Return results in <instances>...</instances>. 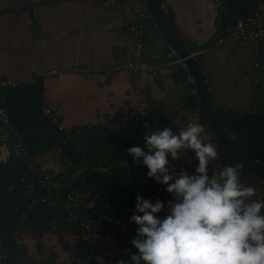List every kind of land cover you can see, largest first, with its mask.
Returning a JSON list of instances; mask_svg holds the SVG:
<instances>
[{"label":"crops","instance_id":"0c3cea01","mask_svg":"<svg viewBox=\"0 0 264 264\" xmlns=\"http://www.w3.org/2000/svg\"><path fill=\"white\" fill-rule=\"evenodd\" d=\"M161 2L187 47L200 51L196 58L224 126L247 153L264 162V47L257 60L254 51L238 40L209 46L239 19L251 17L264 0H227L223 9L218 0ZM128 9L144 11L148 7L145 0H120L111 8L104 0H0V76L18 82L2 90V102L34 161L51 173L73 177L74 187L93 194V215L104 220V233L117 230L115 221L128 217L137 194L147 199L160 186L146 177L148 170L142 163L132 166L133 158L126 155L132 146L143 147L146 124L132 123L126 130L99 125L103 118L137 113L143 98L125 73L111 78L103 74L121 56L132 59L128 51L135 46V39L126 31ZM144 25V58L152 63L167 62L169 45L156 21L146 20ZM256 60L260 67L257 76ZM76 66L91 72H65L46 79L40 75ZM178 68L163 65L158 75L161 83L151 73H142L140 84L177 117V134L189 123H198L204 128V141L216 142L191 84ZM44 99L51 107L62 108L58 119L44 116ZM58 123L84 130L66 136ZM148 126L159 130L169 127L164 118ZM169 159L170 164L176 163ZM219 163L236 165L228 155ZM126 176L131 179L126 181ZM241 180L255 187L258 197L264 199V180L243 166ZM44 195L43 186L25 161L15 157L8 145L0 144V238L9 243L12 259L18 256L12 231L24 225L28 228L24 234L28 254L51 248L60 264H71L67 243L74 241V235L62 232L63 196L43 202ZM158 198L166 201L171 196L165 189ZM166 214L165 208L160 216Z\"/></svg>","mask_w":264,"mask_h":264},{"label":"clouds","instance_id":"9594fccd","mask_svg":"<svg viewBox=\"0 0 264 264\" xmlns=\"http://www.w3.org/2000/svg\"><path fill=\"white\" fill-rule=\"evenodd\" d=\"M145 128L143 147L132 146L126 155L132 166L147 168L148 179L167 186L171 199L136 195L132 251L126 259L112 257L116 264H264V199L242 182L241 164L221 165L217 146L204 141L198 123L179 134ZM188 151L198 161L191 174L178 163ZM96 261L106 264L102 256Z\"/></svg>","mask_w":264,"mask_h":264},{"label":"built area","instance_id":"2783aa9c","mask_svg":"<svg viewBox=\"0 0 264 264\" xmlns=\"http://www.w3.org/2000/svg\"><path fill=\"white\" fill-rule=\"evenodd\" d=\"M117 1L120 0H104V4L111 8L115 6ZM226 2L227 0H220V8L223 9ZM152 19H154L153 14L148 9L144 11L128 9L126 31L135 39V46L128 51L132 55V59L128 61L124 56H121L115 65L109 66L103 71L107 78L120 73H125L130 78L134 90L139 94H143V98L140 101V109L134 114L103 118L99 123L101 127L126 130L132 123L139 122L149 125L160 118H164L167 119L169 128H171L173 133L177 134L175 128L177 117L171 116L162 101L154 98L150 89L140 84V75L145 72L151 73L161 83L158 75L159 69L163 65L182 67L184 71H187L184 76L185 81L191 84L194 94L197 92L195 79L189 73L184 58H181L173 47H169V59L165 63H152L144 58L143 47L147 34L144 23L146 20ZM228 39L238 40L242 46L251 48L257 60L261 57L264 47V2L258 6L251 17L239 19L225 36H219L209 46L219 45ZM190 51L194 57L200 53V51ZM257 60L255 62V76H257L260 68ZM65 72L88 74L91 70L84 66H76L70 70L51 69L40 73V75L46 79ZM17 84L18 82L13 79L0 76V144L8 145L14 156L22 158L28 169L37 177L45 190V195L42 197L43 202H53L63 196L64 225L62 232L63 234L69 232L74 235V241L67 243L71 264H97V256H102L106 264H116V260L112 257L126 259L128 252L132 251L130 249V240L135 236V230L138 227L129 221V217L136 214L134 213L135 207L131 210L128 217L118 224L116 231L102 232L101 228L104 220L97 219L93 215V209L96 205L93 194L90 191L74 187L73 177L56 175L42 169L32 158L30 147L22 132L13 125L8 107L2 102L1 93L3 89L16 86ZM41 106L42 113L49 118L58 119L62 112L61 107H51L46 99L42 101ZM57 127L66 136L84 130L80 127H66L62 123H58ZM212 143L217 146L216 142ZM178 163L187 171H190L194 169L197 161L194 159V153L188 151ZM179 170L180 168L178 167L177 171ZM166 187L165 185H160L159 190L151 194L147 199L154 202ZM10 189H14V187L11 186ZM106 218L104 217V219ZM27 231L28 228L24 225L12 231V245L18 251L16 259H12V255L9 252V243L0 238V264H60L51 248H45L43 253L40 254H28L24 239V234Z\"/></svg>","mask_w":264,"mask_h":264},{"label":"water","instance_id":"95a60500","mask_svg":"<svg viewBox=\"0 0 264 264\" xmlns=\"http://www.w3.org/2000/svg\"><path fill=\"white\" fill-rule=\"evenodd\" d=\"M145 2L148 10L152 12L158 29L164 36V39L168 43L169 47H173L177 54L181 58H184V62L189 73L195 79L197 89L196 97L199 101L200 112L202 113L210 131L216 140L217 149L220 153L221 160L224 162L225 155H228L233 161L241 164L252 173L264 177V162L257 160L243 149V147L236 141L231 133L228 132L216 113L211 100L210 86L207 76L202 67L199 65L197 58L192 55L190 49L187 47L185 42L181 39L171 24L161 0H145ZM117 62L118 60L112 65H115Z\"/></svg>","mask_w":264,"mask_h":264},{"label":"trees","instance_id":"16d2710c","mask_svg":"<svg viewBox=\"0 0 264 264\" xmlns=\"http://www.w3.org/2000/svg\"><path fill=\"white\" fill-rule=\"evenodd\" d=\"M178 71L179 72L181 71V74H183V75H186L187 74V71H184V69L182 67L178 68ZM234 163L237 164V162H235V161H234ZM232 165H234V164H232ZM253 174L256 175L259 179L264 180V177L263 176L257 175L255 173H253Z\"/></svg>","mask_w":264,"mask_h":264}]
</instances>
